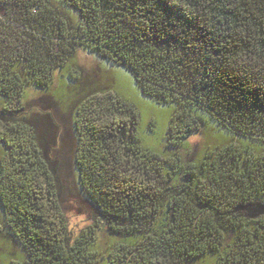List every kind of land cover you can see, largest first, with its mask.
Wrapping results in <instances>:
<instances>
[{
    "label": "trees",
    "instance_id": "1",
    "mask_svg": "<svg viewBox=\"0 0 264 264\" xmlns=\"http://www.w3.org/2000/svg\"><path fill=\"white\" fill-rule=\"evenodd\" d=\"M77 47L173 104L166 152L141 146L138 111L116 93L79 102L72 159L91 213L72 230L60 161L24 110L2 104L0 217L22 264H191L209 253L264 264V214L243 208L264 203V0H0V100L47 87ZM208 124L234 138L196 159L177 152Z\"/></svg>",
    "mask_w": 264,
    "mask_h": 264
},
{
    "label": "rangeland",
    "instance_id": "2",
    "mask_svg": "<svg viewBox=\"0 0 264 264\" xmlns=\"http://www.w3.org/2000/svg\"><path fill=\"white\" fill-rule=\"evenodd\" d=\"M111 92L129 101L138 111L141 146L157 153L166 152L165 134L173 104L157 102L144 94L133 73L125 65L102 59L84 47H77L67 63L54 71L47 87L28 88L19 104L8 102L4 98L0 100V107L4 104L7 109L12 110L19 106L21 112L25 111L41 138L43 150L51 155L54 163L60 161L57 169L64 193L63 208L72 230L87 222L91 213L90 203L79 192L75 183L76 172L72 159L74 109L92 94ZM233 138L234 135L223 128L208 124L190 135L176 150L185 158L196 159L207 149ZM108 242L109 239L103 235L94 245L100 252H105ZM215 255L209 253L191 264H215ZM24 256V251L0 217V264H22Z\"/></svg>",
    "mask_w": 264,
    "mask_h": 264
},
{
    "label": "water",
    "instance_id": "3",
    "mask_svg": "<svg viewBox=\"0 0 264 264\" xmlns=\"http://www.w3.org/2000/svg\"><path fill=\"white\" fill-rule=\"evenodd\" d=\"M243 208L250 214H264V203L248 204Z\"/></svg>",
    "mask_w": 264,
    "mask_h": 264
}]
</instances>
